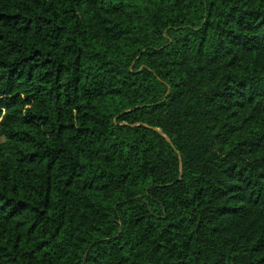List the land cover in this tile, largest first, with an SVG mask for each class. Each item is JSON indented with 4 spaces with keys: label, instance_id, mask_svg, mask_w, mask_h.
<instances>
[{
    "label": "trees",
    "instance_id": "obj_1",
    "mask_svg": "<svg viewBox=\"0 0 264 264\" xmlns=\"http://www.w3.org/2000/svg\"><path fill=\"white\" fill-rule=\"evenodd\" d=\"M0 264H264V0H0Z\"/></svg>",
    "mask_w": 264,
    "mask_h": 264
},
{
    "label": "water",
    "instance_id": "obj_2",
    "mask_svg": "<svg viewBox=\"0 0 264 264\" xmlns=\"http://www.w3.org/2000/svg\"><path fill=\"white\" fill-rule=\"evenodd\" d=\"M167 140V139H166ZM168 141V140H167Z\"/></svg>",
    "mask_w": 264,
    "mask_h": 264
}]
</instances>
